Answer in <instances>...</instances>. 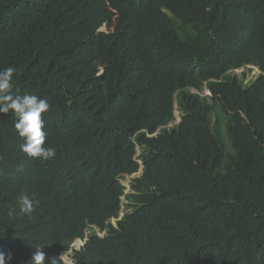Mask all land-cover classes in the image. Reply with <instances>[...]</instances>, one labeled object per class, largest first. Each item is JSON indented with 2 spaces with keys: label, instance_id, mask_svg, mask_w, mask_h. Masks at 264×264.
<instances>
[{
  "label": "trees",
  "instance_id": "obj_1",
  "mask_svg": "<svg viewBox=\"0 0 264 264\" xmlns=\"http://www.w3.org/2000/svg\"><path fill=\"white\" fill-rule=\"evenodd\" d=\"M7 67L17 94L50 104L57 149L29 159L0 114L11 264L85 238L72 264H264V0H0ZM223 125L234 153L220 172Z\"/></svg>",
  "mask_w": 264,
  "mask_h": 264
},
{
  "label": "clouds",
  "instance_id": "obj_2",
  "mask_svg": "<svg viewBox=\"0 0 264 264\" xmlns=\"http://www.w3.org/2000/svg\"><path fill=\"white\" fill-rule=\"evenodd\" d=\"M15 72L16 69L13 67L0 69V114L12 113L16 117L15 129L19 137L24 141L21 145V151L29 159L53 160L56 157L57 149L47 144V133L44 131L45 122L43 119L44 114L50 109V104L46 99L35 94H17L18 90H14ZM17 200L20 212L31 216L35 210L33 200L26 193L20 194ZM43 249L44 247L36 246L35 252L31 259L27 261V264H45L46 253ZM12 259L13 255L11 252L5 254L0 251V264H11ZM64 260L65 256L63 253L59 257L50 258L49 264H63ZM68 264H72V262Z\"/></svg>",
  "mask_w": 264,
  "mask_h": 264
},
{
  "label": "rangeland",
  "instance_id": "obj_3",
  "mask_svg": "<svg viewBox=\"0 0 264 264\" xmlns=\"http://www.w3.org/2000/svg\"><path fill=\"white\" fill-rule=\"evenodd\" d=\"M243 72H244V70L240 69V70L236 71L235 73H236V75L242 77ZM258 75H259V70H258V69H253L252 72H251V74H250V77H249V78H250V81L255 80V79L258 77ZM194 92H196V91H194ZM204 96L207 97V98H206L207 102H208L209 104H211V100H210L211 95H210V93H209L208 91H205V92H204ZM224 118H225V117H224ZM179 122H180V113L177 111V112H176V118H175V121H173V122L169 125V127H173V126L179 124ZM215 125H216V121H215V119H213V126L215 127ZM220 140H221V143H222L223 148H224V155H225V156H224L223 163H222V165L219 167L218 171L223 172V171H224V165H225V163L227 162L229 156H230L231 154L234 153L233 150H232V148H231V142H230V139H229L228 133L226 132V128L224 127V125H223V126L221 127V129H220ZM141 175H142V169H141L137 174H135V175H133V176H128V177L125 178V180L123 181V185H125V187H126V194L131 193V190H130V181H131L132 179L136 178V177L141 176ZM123 205H124V206L127 205V201L125 200V198H123ZM123 215H124V212L121 214L120 218H121ZM117 222H118V220H112V224H113L114 226L117 225ZM64 261H65L66 263H71V262H72V261H71V254H67V255H65V260H64Z\"/></svg>",
  "mask_w": 264,
  "mask_h": 264
},
{
  "label": "built area",
  "instance_id": "obj_4",
  "mask_svg": "<svg viewBox=\"0 0 264 264\" xmlns=\"http://www.w3.org/2000/svg\"><path fill=\"white\" fill-rule=\"evenodd\" d=\"M140 164H141V162H140ZM94 229L96 230L97 234H98L100 237H102V236L104 235V232H100L99 229H97V228H94ZM85 242H86V238H85L84 240H78L76 243L73 244L71 250H70L68 253H66V255H67V254H71V256H72V255H73V251H75V250H80L81 247L84 246ZM64 256H65V255H64Z\"/></svg>",
  "mask_w": 264,
  "mask_h": 264
}]
</instances>
